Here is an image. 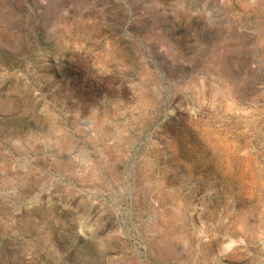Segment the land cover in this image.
I'll list each match as a JSON object with an SVG mask.
<instances>
[{
	"label": "rangeland",
	"instance_id": "1",
	"mask_svg": "<svg viewBox=\"0 0 264 264\" xmlns=\"http://www.w3.org/2000/svg\"><path fill=\"white\" fill-rule=\"evenodd\" d=\"M0 264H264V0H0Z\"/></svg>",
	"mask_w": 264,
	"mask_h": 264
}]
</instances>
